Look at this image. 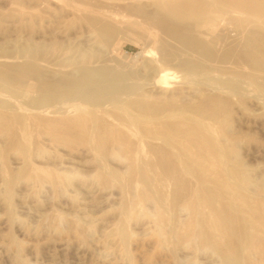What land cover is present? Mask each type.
<instances>
[{
	"label": "bare ground",
	"instance_id": "6f19581e",
	"mask_svg": "<svg viewBox=\"0 0 264 264\" xmlns=\"http://www.w3.org/2000/svg\"><path fill=\"white\" fill-rule=\"evenodd\" d=\"M75 1L83 5L73 10L90 27L91 46L36 42L18 48L22 63L0 53V133L11 132L25 157L17 174L3 165L5 200L16 180L40 185L52 178L61 188L79 176L65 165L61 172L31 166V150L45 135L54 151L87 156L89 178L120 191L109 237L122 256L128 223L149 206L157 243L172 264H186L181 249L208 253L211 264H264V184L242 162L230 125L231 98L244 106L264 92V0H151L152 11L140 0H103L135 1L130 9L142 22L132 27L164 38L142 84L107 55L120 31L106 5ZM232 22L241 38L227 42L219 28ZM178 74L181 86L168 91Z\"/></svg>",
	"mask_w": 264,
	"mask_h": 264
},
{
	"label": "rangeland",
	"instance_id": "374dc122",
	"mask_svg": "<svg viewBox=\"0 0 264 264\" xmlns=\"http://www.w3.org/2000/svg\"><path fill=\"white\" fill-rule=\"evenodd\" d=\"M102 1L89 0L88 6L95 8V3ZM16 3L0 0V53L11 56L5 61L24 62L16 55L18 48H30L36 42L43 46L52 40L91 46L90 27L83 16L73 10L82 8L81 3L75 0H21ZM136 4L135 1L104 4L109 10L105 14L115 19L120 31L112 40L107 55L116 61V68L134 71L135 81L142 84L147 76L145 64L154 57L164 38H145L139 27H132V22H142L139 13L130 9ZM138 4L147 11L153 10L151 0H140ZM219 33L227 42L241 38L236 35L233 22L220 27ZM258 78L264 81V74L258 73ZM180 81L178 74L173 88L168 91L180 87ZM143 90L151 89L145 86ZM260 96L258 103L248 100L244 106L235 97L231 98L230 125L240 139L242 162L253 170V175L262 178L264 184V92ZM32 112L26 111V114L30 116ZM40 137L36 140L38 145L31 150V166L46 172L63 170L66 166V170L77 169L79 176L72 177L68 185L61 188L53 187L52 178L44 179L40 185L16 180L7 202L4 197V176L7 175L3 174V165L9 173L17 174L23 168L25 157L18 151L22 144L12 141L11 132L0 133V264H172L169 251L157 243L153 222L147 216L152 210L149 206L138 209L137 217L128 223L127 256H122L117 241L109 237L119 217L120 191L114 186L102 187L89 178L94 168L87 163V156L80 152H56L50 148L45 135ZM178 258L186 264H211L208 253L203 252L193 254L181 249Z\"/></svg>",
	"mask_w": 264,
	"mask_h": 264
}]
</instances>
